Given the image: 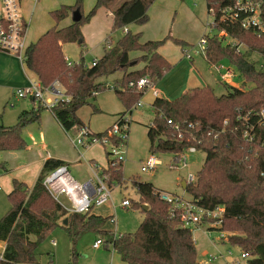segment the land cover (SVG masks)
I'll list each match as a JSON object with an SVG mask.
<instances>
[{"label":"trees","instance_id":"16d2710c","mask_svg":"<svg viewBox=\"0 0 264 264\" xmlns=\"http://www.w3.org/2000/svg\"><path fill=\"white\" fill-rule=\"evenodd\" d=\"M114 1L95 0L94 7L85 16L81 0H76L72 6L59 7L50 13L56 25L75 13L80 19L66 28L46 32L25 50L26 68L37 77L40 85L46 88L58 82L62 87L66 98L51 112L66 132L82 126L76 113L89 105L97 94L106 91L100 79L121 75V80L109 88L125 107L126 112L119 114V118L131 113L142 93L149 86L154 87L170 70L171 65L158 53L169 37L142 43L140 33L129 31L114 45L109 37L106 38L103 55L94 67L85 68L82 63L66 61L62 45L77 43L84 48L81 27L98 10L105 9L112 14L111 31H114L131 24H145L148 8L155 0H124L112 8ZM235 1L205 0L207 9H212L215 15ZM262 3L264 23V0ZM216 30H224L237 43H243L248 56L238 51L239 43L234 47L223 46L219 37L206 36V62L216 66L223 60L228 61L243 78V84L253 87L246 91L228 88L227 93L219 97L208 86L187 90L172 101L156 97L151 106L154 118L147 127L149 153L171 154L172 160L177 161L190 147L203 152V165L195 181L186 184L185 192L202 208H224L221 230L233 233L227 239L228 244L250 256L240 264H264V120L258 116L264 109V71L249 60V54L255 53L264 62V32L255 35L235 22L220 23ZM175 44L186 45L179 41ZM132 53L139 56L132 58ZM140 63L143 68L134 70ZM142 78H147L150 85L138 90L135 84ZM130 83L134 86L130 87ZM43 110L45 108L37 104L35 109L22 112L15 125L0 124V152L25 150L27 144L22 132L38 122ZM93 112L98 113V110L94 108ZM173 125L179 131H175ZM106 132L92 135L101 138ZM244 134H248L247 138ZM106 157L108 165L102 174L112 181L120 180L123 164L111 159L109 153ZM62 165L61 161L47 160L32 188L12 181L13 189L7 195L11 207L0 219V242L6 243L4 260L0 264H39L35 249L59 226L62 218L67 219L62 227L73 244L87 232L106 236L105 243L113 246L124 264H199L191 231L180 228L177 218H169L168 205L159 199V190L151 183L131 182L139 196V203L132 205V209H140L143 213V220L132 234L114 239L110 232L102 230L108 218L66 215L43 186L45 176Z\"/></svg>","mask_w":264,"mask_h":264},{"label":"rangeland","instance_id":"374dc122","mask_svg":"<svg viewBox=\"0 0 264 264\" xmlns=\"http://www.w3.org/2000/svg\"><path fill=\"white\" fill-rule=\"evenodd\" d=\"M76 0H38L34 10L32 11V4L29 0H21L20 7L22 15L25 19H30V24L27 29L25 38V48L30 44H34L38 39L50 30L63 29L69 25V19H64L57 25L52 19L50 13L59 9L62 5L72 6ZM124 0H115L111 6L119 5ZM173 4L167 6L166 23L161 16V10L164 6L161 3H153L148 8V21L143 25L133 24L127 26V30L134 34L140 31L143 41L147 40H162L168 38L163 44L164 52L167 54L171 65L170 70L164 74L162 79L155 84V88L160 92L162 98L168 99L175 97L180 89L183 87L200 88L210 87L216 96H221L227 93L228 88H233L228 85H223L220 82L219 75L215 67L208 65L203 56H194L193 62H190L185 57V52L190 51L192 45L196 46L197 43L203 38L204 35L208 37L217 36L220 38L222 45L226 46L232 43L231 47L236 46L238 43V51L248 56L247 47L238 41V43L226 37L219 36L217 30H209L208 24L212 23V16L207 14L205 9V0H173ZM178 4L179 8H176ZM94 6V0H81V9L83 15H87ZM184 8L181 12L180 9ZM188 9L190 12H188ZM97 13V12H96ZM95 16V15H94ZM94 16L92 18H94ZM93 21H89L81 27V33L84 39L85 47L81 48L77 43H66L62 45V52L69 63L79 64L82 63L85 68H89L91 64L97 61L103 53V45L106 38L114 45L125 33L123 28L111 31L113 16L108 20L105 19V13L102 12L97 15ZM91 18V19H92ZM29 21V20H28ZM102 28H106L105 33L101 34ZM179 41L186 44L183 47L175 44ZM23 50L22 56H24ZM190 55V54H189ZM249 60L256 64V67L264 71V62L258 54H249ZM216 65V64H215ZM220 65L226 70L231 69L234 71V78L232 82L242 90L246 91L252 88V84L244 85L243 78L239 75L236 69L226 60H223ZM141 69L143 64L138 65ZM33 78L34 75L26 68H21L18 57L12 53L0 51V93L10 97L8 104H0L1 121L9 123L8 126L16 124V119L19 114L16 109H25L30 111L32 104L26 99H15V92L17 89L24 88L27 85L25 74ZM114 81L110 86L105 85V89L113 88L115 82L121 80L120 75L114 74L108 77L109 81ZM180 95V94H179ZM178 95V96H179ZM153 89L148 88L139 97L138 102L142 106L136 110L132 109L131 114H127L128 137L125 147H123V166L120 180L112 181L108 177V185L111 187V202L104 206L95 208L99 213L111 214L116 219L115 231L119 235L132 234L137 231L139 224L143 220V213L140 209L122 208L120 204L123 200H129L132 205L139 203V196L135 189L131 187L133 180L140 182L151 183L157 190L164 192L174 193L188 197V194L183 190L182 184L187 180L189 175L196 177L197 172L201 169L205 160L203 152H196L194 154H186L188 157L186 163L187 167L183 168L182 165L177 167H169L170 160L173 159L171 154H158L157 157L161 161V165L151 172H141V163L146 160L149 154V141L147 138V127L151 124L154 118L153 111L151 110V103L153 101ZM96 106L101 113L93 114V107ZM20 110V111H22ZM125 107L119 101L118 97L113 90L103 91L96 97L95 102L90 101L89 105L81 108L76 117L79 122L88 126L93 134H100L106 132L115 123L119 114L125 113ZM116 116V117H115ZM33 130H36V125L31 124ZM35 138L37 131H34ZM108 145L97 143L92 146V154L95 160L102 164L109 152ZM86 149H84L85 152ZM80 165L72 170V173L79 174L92 178V173L88 168L85 161H81ZM129 179V180H128ZM4 189L0 183V219L9 211L10 203L7 199ZM63 203L67 204L65 200ZM68 205V204H67ZM131 205V206H132ZM146 206V205H144ZM108 228L113 231V227L108 224ZM201 230L192 231V238L195 242L197 251V262L199 264H233L238 259L240 249L231 247L227 242L219 241L218 234L211 235L212 241L207 234ZM228 235H232L227 231ZM98 238L106 242L107 237L98 235ZM33 240V239H32ZM96 236L87 232L73 244L65 229L59 225L54 228L45 239L35 249L36 259L39 264H110L111 259L113 264H123L117 253L111 254V249L94 250L92 248ZM55 243V247L52 246ZM231 255H228V252ZM74 252V256L72 255ZM222 254V258H217L209 262L211 256ZM52 256V261L50 258Z\"/></svg>","mask_w":264,"mask_h":264},{"label":"built area","instance_id":"2783aa9c","mask_svg":"<svg viewBox=\"0 0 264 264\" xmlns=\"http://www.w3.org/2000/svg\"><path fill=\"white\" fill-rule=\"evenodd\" d=\"M262 0H236L232 5L222 8L218 15L212 9L208 12L212 16V23L208 24V29L216 30V26L224 22L238 23L241 29L251 31L255 35H260L264 32V23L262 20ZM27 29V23L22 18L20 13V0H0V51L6 53L15 54L20 61H24L22 56L24 50V37ZM126 33V28H123ZM218 31V30H217ZM219 36L222 38H230L233 43L235 42L224 30L218 31ZM204 35L203 38L193 46L191 52L193 55H202L205 57V50L207 44V38ZM232 46V43H228ZM26 50V49H25ZM25 53V51H24ZM192 54L185 52L187 59L192 58ZM96 61L91 64L90 67H94ZM215 67L216 72L219 75V79L225 85L233 87L232 82L234 78V71L231 69H224L222 65L218 64ZM150 85L147 78L138 80L135 84L138 90H141ZM130 87L134 86L133 83L129 84ZM149 88H152L149 86ZM155 97H158L156 91H153ZM15 98L18 99H30L39 106L51 111L58 103L64 100L66 97L64 91L58 82H53L48 87H42L40 83H32L27 87L17 89L14 93ZM141 103L138 102L134 108L140 107ZM129 114V113H127ZM127 114L117 118L116 122L110 127L106 134L101 138H95L86 126H79L76 129L74 136L70 135V131L66 132L68 138L77 151L80 157H82L84 149H87L91 145L100 143L102 145H108L110 158L121 162L123 164V147H125L128 137ZM259 118L264 120V109L260 111ZM171 124L170 121H168ZM175 131H179L177 126H172ZM248 134H244L247 138ZM194 147L187 149L177 161L171 159V168L182 165L183 168L187 167L186 154L196 153ZM161 165V161L157 155H150L146 160L141 163V172L155 171ZM94 171L98 168L94 167ZM108 177L104 174L94 173V178L91 181L85 183H77L68 177V168L64 165L56 168L43 180V186L48 193L59 204L65 212L69 214L85 215L91 212L93 209L101 207L111 201V187L108 185ZM195 177L189 175L186 183H193ZM160 200L168 205V216L170 219L177 218L179 220V227L189 230H201L207 234L212 241L211 235L213 233L218 234V240L227 242L230 235L227 232L222 231V218L224 216V208L219 206L213 210L205 209L196 204L194 200L186 199L180 195L158 191L157 193ZM63 200L66 201L65 204ZM121 206L124 208L130 207L129 200H123ZM111 224H115V219H110ZM117 235H114V239ZM104 241L98 238L93 244L92 248L98 250L103 247ZM54 245V242H52ZM111 254H115L116 251L111 244H109ZM6 250V243L0 242V262L4 260V253ZM231 255V252H228ZM222 254L217 256H211L209 262L214 261L217 258H222ZM250 258L248 253L240 252L238 259L234 264H240L247 261ZM113 264V263H110Z\"/></svg>","mask_w":264,"mask_h":264},{"label":"crops","instance_id":"0c3cea01","mask_svg":"<svg viewBox=\"0 0 264 264\" xmlns=\"http://www.w3.org/2000/svg\"><path fill=\"white\" fill-rule=\"evenodd\" d=\"M29 1L32 4L31 10L33 11L35 6H36V4H37V2H38V0H29ZM154 2L155 3H161L160 6H164V9L161 10V16H162V18L164 20V24H165L166 23V16H167V6L169 4H173L174 1L173 0H155ZM94 5H95V0H94ZM62 6H65V5H62ZM176 8L177 9L179 8L178 4L176 5ZM205 9H206L207 14H209L207 6H206V2H205ZM183 10H184V8L182 7L180 9V11L182 12ZM186 10L188 12H190L188 9H186ZM102 12L105 13L104 17H105L106 20H108V18H110V16H112V14L109 11H107L105 9H100V10L97 11V13L95 14L94 18H92L91 20L93 21V19L98 17L97 15H100ZM20 13L22 15L21 7H20ZM149 17H150V15H149ZM22 18L27 23V29H28L29 24H30V19H28L29 20L28 21L27 19L24 18L23 15H22ZM68 19H69V25L68 26H70L74 22L73 18H72V15H70L69 17L66 18V20H68ZM91 20H90V22H91ZM132 25L133 24H131L130 26H132ZM68 26H66V27H68ZM27 29H26V33H27ZM102 30L103 31H101V34H104L106 28H102ZM126 31H128L127 28H126ZM26 33H25V37H24V47H25ZM137 33H140V31H137L134 34H137ZM148 41H156V40H147V41L144 40L143 41V39L141 38V42L142 43L148 42ZM193 46L194 45H192L190 48H193ZM187 52H189V54H192L191 49H190V51H187ZM158 53L164 59H166L167 62H169L168 60H170V59L167 56V54L164 52V48L163 47L159 48ZM102 55H103V53H102ZM137 56H139L138 53H132L131 54L132 58H135ZM194 56H201V55H193L192 54V58L187 59V60H189L190 62H193V57ZM203 58L205 59L204 56H203ZM18 60H19V58H18ZM66 61H67V59H66ZM19 62H20L21 68H23L24 67V61H20L19 60ZM70 64H73V63H70ZM138 69H141V68L138 67V66L134 68V70H138ZM24 74H25V72H24ZM118 75H120V74H118ZM25 76H26V80H27V85L25 87L29 86L32 83H39L38 79H37V77L35 75H34L33 78L28 77L26 74H25ZM120 77H121V75H120ZM115 80H117V78H115L113 80V82L109 81L108 78H103V79H100V82H103L105 85L108 84L110 86V84L112 85ZM220 83L225 85L222 82H220ZM233 85H234L233 88H238L235 84H233ZM200 88H202V87H200ZM190 89H193V88L186 89V87H183V89H180L181 91H179V93H177V95L175 97L168 98L167 100H169V101L175 100L176 98L181 96V94H183L185 91L190 90ZM107 90L110 91L109 89H106V91ZM153 91H156L157 94H158V97L162 98V95L160 93V92H162L161 89H160V92H159L154 86L153 87ZM14 93L15 92H13V94ZM97 95L91 101L95 102ZM9 98L10 97H8V95L0 93V104L1 103H5V105L8 104V102L10 100ZM155 98L156 97L154 96L153 97V101H154ZM16 100H18V98ZM26 100H29L31 102L33 109H35L37 107V104L35 102H33L32 100H30V99H26ZM153 101H152V103H153ZM152 103H151V106H152ZM134 106L131 108V113H132V109L136 110L138 108V107L134 108ZM141 106H142V104H141ZM94 108H96L98 110V113H101V110H99L96 106H94L93 109ZM20 110H22V109H20V107H19V109L18 108L16 109V113L19 114V115L22 112L26 111L25 109H23L22 111H20ZM151 110H152V108H151ZM98 113H94L93 110H92V115L93 114H98ZM131 113H129V114H131ZM19 115L17 116V119H18ZM116 116H118V115H116ZM17 119H16V122H17ZM80 123H81L82 126H86V125H84V123H82V122H80ZM0 124L3 125V126H6V127H8V125H9V123H7L5 121L4 122L1 121V115H0ZM33 124L36 125V130H33L31 125H29L22 132V136H23V138H24V140L26 141V144H27L25 150H23V151H5V152H0V164H2V167H0V183L2 185V188L5 191V194H9L12 191V189H13L12 181L13 180H17L19 182H22L28 188H32L34 186V184L36 183V181H37V179H38V177H39V175H40V173L42 171L44 163L47 160L61 161L63 163V165L68 168V177L70 179H72L73 181L77 182V183H85V182L91 181L94 178V173L95 172L97 174H102L103 171L107 169V165H108L107 164V157H105V159L103 160L102 164L98 163L95 160V158H94V156L92 154L91 148H92L93 145L88 147L85 150V152L83 151L82 157L79 156L77 151L74 149V147H73V145H72V143L70 141V138H68V134H66V131H64L62 129V127L57 122V120L55 119V117L53 116L51 111H49L47 109L43 110L39 114L38 122H35ZM86 127H88V126H86ZM34 131H37V133H38L36 138H35V135H34ZM69 133H70V135L74 136V134L76 133V129L75 130H73V129L70 130ZM81 161H85V163L88 165V168H89V170L92 173V178L91 179L87 178L86 176L78 177L79 174L72 173V170L74 171V169L80 165L79 163ZM93 166L98 168V170L94 171ZM122 175H123V173H122ZM186 184H187L186 181H184L183 184H182V187H183L184 191H185ZM180 196H182V195H180ZM182 197H184V196H182ZM184 198L190 199V195H188V197H184ZM109 203H107V204H109ZM131 205L132 204L130 203V207L129 208H132ZM120 207H122L121 204H120ZM122 208H124V207H122ZM66 215L69 216V215H72V214H69V213L66 212ZM85 215H87V214H85ZM88 215L101 217L103 219L108 218V221L106 222V224L104 225L102 230L110 232L112 234L113 238H114V235L120 236L115 231L116 219L114 218L115 219V224H111L110 223V219L112 217H114L113 215H111V214L109 215V214H105V213L102 214V213H99L98 211H95V209H93L91 212H89ZM64 220H66V224H67V219L66 218L60 219L58 221V224L61 225V226H65L66 224L63 225V221ZM108 224H110L113 227V231H111L108 228ZM93 234L96 236V240H97L98 239V234H95V233H93ZM31 241H34L33 237L31 238ZM52 246L55 247V243ZM103 248L108 250L110 248L109 244H106L104 242ZM100 249H98V250H100ZM49 258H50V261H52V256L51 257L49 256ZM234 262H233V264H234ZM110 263H113L112 259H111Z\"/></svg>","mask_w":264,"mask_h":264},{"label":"water","instance_id":"95a60500","mask_svg":"<svg viewBox=\"0 0 264 264\" xmlns=\"http://www.w3.org/2000/svg\"><path fill=\"white\" fill-rule=\"evenodd\" d=\"M73 21L76 22L80 19V15L78 13H75L72 15ZM143 209L146 210V206H143ZM66 224V220L63 221V225Z\"/></svg>","mask_w":264,"mask_h":264}]
</instances>
